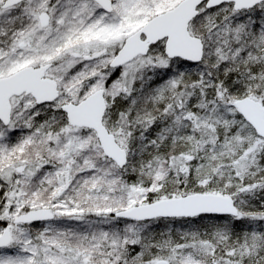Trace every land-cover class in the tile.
<instances>
[{
  "label": "snow or ice",
  "instance_id": "1",
  "mask_svg": "<svg viewBox=\"0 0 264 264\" xmlns=\"http://www.w3.org/2000/svg\"><path fill=\"white\" fill-rule=\"evenodd\" d=\"M0 264H264V0H0Z\"/></svg>",
  "mask_w": 264,
  "mask_h": 264
}]
</instances>
